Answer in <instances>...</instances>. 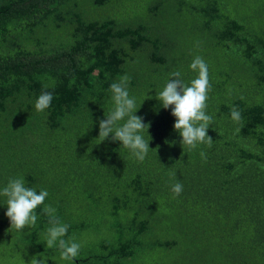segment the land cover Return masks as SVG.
I'll return each instance as SVG.
<instances>
[{
	"label": "trees",
	"instance_id": "obj_1",
	"mask_svg": "<svg viewBox=\"0 0 264 264\" xmlns=\"http://www.w3.org/2000/svg\"><path fill=\"white\" fill-rule=\"evenodd\" d=\"M196 56L209 67L213 144L191 149L155 97L173 71L190 85ZM125 75L136 115L151 124L143 162L111 136L98 140L110 85ZM45 91L53 100L40 112ZM21 176L49 192L65 239L92 217L114 221L102 225L114 244L101 237L102 254L88 243V257L69 262L125 264L155 228L149 245L180 248L188 264H264V0H0V188ZM42 209L25 243L53 262L61 254L42 244ZM6 212L0 196V253L21 254L20 231H1Z\"/></svg>",
	"mask_w": 264,
	"mask_h": 264
},
{
	"label": "clouds",
	"instance_id": "obj_2",
	"mask_svg": "<svg viewBox=\"0 0 264 264\" xmlns=\"http://www.w3.org/2000/svg\"><path fill=\"white\" fill-rule=\"evenodd\" d=\"M190 68L198 73L190 85L181 79L180 71H173L170 73L171 78L165 87L157 92L155 99L160 101L164 109L172 108L171 114L176 118L174 129L182 137V147L195 149L198 144L211 147L213 140L208 135V130L213 117L206 112L209 93L212 90L209 67L202 57L196 56ZM129 83L130 77L125 75L110 85L114 108L105 115L106 118L99 121L98 140L103 142L111 136L113 141L121 142L122 147L129 149L138 161L143 162L151 150V124L146 125L143 118L136 115V99L129 94ZM52 100V93L42 92L35 102V109L45 111L51 106ZM231 118L237 123L242 120L241 112L235 107L232 108ZM145 133L149 139H145ZM152 151L158 152L159 148ZM200 155L202 159L206 158V153L201 152ZM171 191L173 198L178 197L183 192L182 182L177 181ZM0 196L6 198V216L11 224L9 231L34 227L38 219L36 210L43 206L42 211L48 217L50 225L46 230L47 248L58 246L63 260L71 261L79 255L81 245L76 242L75 237L65 239L69 225L59 219L56 208L45 203L49 197L47 190L41 189L37 192L36 188L26 186L21 176L10 179L6 186L0 188ZM31 264H46V261L37 256L31 259Z\"/></svg>",
	"mask_w": 264,
	"mask_h": 264
},
{
	"label": "rangeland",
	"instance_id": "obj_3",
	"mask_svg": "<svg viewBox=\"0 0 264 264\" xmlns=\"http://www.w3.org/2000/svg\"><path fill=\"white\" fill-rule=\"evenodd\" d=\"M86 210H88V208ZM87 221L88 222L85 224L86 228L84 229L85 232L81 236L79 235L76 236V241L81 245L79 255L76 258L82 261L85 259L84 258L85 256L88 257V255L86 254L87 252L86 244L90 243L91 249L93 251L95 250L98 254H102V250L100 249V243H98L99 239L101 237L107 238L106 236L110 234L113 235L112 230L105 228V226L110 227V223L114 222L112 219H109V221H107L106 219H101L100 216H97V217H92ZM80 223L81 221H79V224ZM10 227H11L10 224L8 226H5L1 230L2 233L9 230ZM97 228L100 230L99 231L100 235H97V231H96ZM29 230H31V228H26L20 231L19 234H17L18 240L16 242V245L20 244L22 246L21 254L15 252L14 249L5 248L0 253V264H31V259L33 257L39 256L38 245L36 242H34V240L32 242L28 241L29 242L28 244L25 243V240H28L27 232ZM152 236L153 237L158 236V230H155V228H153V230L149 232V235H146L145 237H139L140 242H143V246L139 248V250H137L136 257L128 258V260L125 261V264H188L185 261H183L184 259H186L184 258V256L187 257L185 251L181 250L180 248L177 249L176 247H174L171 249H164L158 246L149 245V241ZM14 238L10 240L9 244L14 243L13 241ZM107 240L108 243L114 244L116 238L111 237V238H107ZM42 244L46 245L45 241ZM83 249H85L86 252L82 251ZM90 255L92 254L89 253V256ZM41 259H43V257ZM101 261L103 263L107 262L103 260ZM111 261L114 262V260ZM46 264H75V263L69 262L68 260H63L61 257H59L53 259V262L50 261L46 262Z\"/></svg>",
	"mask_w": 264,
	"mask_h": 264
}]
</instances>
